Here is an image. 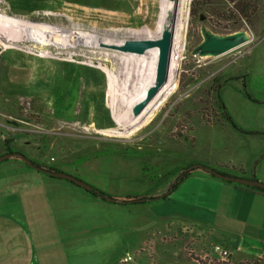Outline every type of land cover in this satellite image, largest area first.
<instances>
[{
	"label": "rangeland",
	"instance_id": "rangeland-1",
	"mask_svg": "<svg viewBox=\"0 0 264 264\" xmlns=\"http://www.w3.org/2000/svg\"><path fill=\"white\" fill-rule=\"evenodd\" d=\"M18 1L0 0V15L36 31L26 40L6 43L7 47L0 44V134L26 158L108 190L117 199L162 195L198 158L231 149L234 137L223 136L221 128L235 132L232 126L203 124L215 119L210 110L216 108L217 79H235L223 89L234 122L250 131L264 129V0H257L261 13L256 20H215V24L192 18L190 0L177 90L132 135L125 133L129 127L117 124L108 106V81L101 67L120 74L123 53L109 43L132 40L133 34L153 29L159 13L154 0H102L105 7L92 5L91 0H31V5ZM202 27L218 35L245 31L251 39L219 57L193 56L203 41ZM245 91L257 102L250 101ZM99 124L110 128L103 131ZM258 136L238 137L243 144H252ZM89 175L100 176L99 184L106 190ZM191 250L187 252L193 258ZM126 260L117 264H131L133 258ZM197 260L264 264L260 259L221 261L215 253L213 258Z\"/></svg>",
	"mask_w": 264,
	"mask_h": 264
},
{
	"label": "crops",
	"instance_id": "crops-1",
	"mask_svg": "<svg viewBox=\"0 0 264 264\" xmlns=\"http://www.w3.org/2000/svg\"><path fill=\"white\" fill-rule=\"evenodd\" d=\"M221 130L234 137L231 149L196 159L264 183V158L254 166L264 155V136L243 144L242 134ZM89 176L103 187L100 176ZM251 187L196 174L164 201L124 206L13 157L0 163V264H117L128 256L131 264H201L197 259L213 258L216 245L235 263L264 260V192Z\"/></svg>",
	"mask_w": 264,
	"mask_h": 264
},
{
	"label": "bare ground",
	"instance_id": "bare-ground-1",
	"mask_svg": "<svg viewBox=\"0 0 264 264\" xmlns=\"http://www.w3.org/2000/svg\"><path fill=\"white\" fill-rule=\"evenodd\" d=\"M189 2L190 0H178L177 2L176 0H154V6H159V13H157V20L153 29L146 28L141 30L140 33L133 34L136 39H159L171 30L174 33L173 59L169 80L159 89L157 95L140 115L135 116L133 109L136 104L145 99L149 88L155 84L159 49H149L144 54L122 52V57L119 58L122 64L120 74L111 71L107 67H101L108 81V106L112 110L117 124L129 127L125 131L126 134L132 135L144 126L153 117L154 112L177 90L180 57L184 50V36L188 27ZM35 31L34 28H28V25L23 22L18 25L16 21L0 15V44L4 47H7L6 43L28 39ZM40 35L43 36L41 33ZM78 37V40H87V43L89 41L88 38ZM123 42L109 44L111 46L122 45ZM123 106H125L126 112L120 113ZM111 132L122 133L113 130Z\"/></svg>",
	"mask_w": 264,
	"mask_h": 264
},
{
	"label": "trees",
	"instance_id": "trees-1",
	"mask_svg": "<svg viewBox=\"0 0 264 264\" xmlns=\"http://www.w3.org/2000/svg\"><path fill=\"white\" fill-rule=\"evenodd\" d=\"M70 1V0H69ZM31 0H19L18 5H26V4H33ZM72 2V1H70ZM78 2V1H76ZM82 2V1H81ZM92 5L96 7H105V4L102 0H91ZM257 0H192L191 6V16L194 19H199L202 23H209L212 22L215 24V20H223V21H230L234 20L240 22L243 20L247 23L250 22L251 19H257L260 15L261 11L257 7L258 5ZM252 26V25H250ZM216 28V27H214ZM235 81V79H227L225 82H219L218 79L216 80V87L215 90V99H216V108L211 109L210 113L215 116V119L212 121H203V124H212L217 122L227 123L232 126L236 131L241 134H248V135H261L264 136L263 132L259 131H250L247 129H243L239 127L232 117L230 116L225 102L223 100V89L226 85L230 84V82ZM244 95L252 102H257L248 92H244ZM193 140V139H192ZM5 153H12L15 154V158L22 160L21 158L26 157L23 153L18 151H14L11 148V141L5 140L4 141V154ZM264 158V155L259 158L256 163V166L260 163V161ZM34 166L46 169L51 172H61L60 170L56 169L53 166H47L35 160H32ZM224 169H228L224 166H211L208 163L197 162L191 164L188 168L183 169L182 172L179 173L176 180L172 183H169L170 186L167 191L162 195H142V196H126L121 199H117L115 196L95 187L92 186V190L88 191L93 197L100 199L104 202H110V198H115L117 201L114 203H118L121 205H140V204H148V203H156L159 201H163L168 198L175 190H177L180 185L189 177L196 174H203L207 175L211 178L220 179L217 177V173L220 174H227V171ZM231 170L237 171L241 176H246V173L242 169H237L235 167L231 168ZM50 176V175H47ZM51 178H54L50 176ZM257 180L256 177H253ZM165 179V178H162ZM222 180V179H220ZM225 181V180H224ZM228 182V181H226ZM249 187V186H248ZM251 188L256 189L258 191L264 192V189L256 186H252ZM250 264V263H249ZM252 264H261L259 261L253 262Z\"/></svg>",
	"mask_w": 264,
	"mask_h": 264
},
{
	"label": "water",
	"instance_id": "water-1",
	"mask_svg": "<svg viewBox=\"0 0 264 264\" xmlns=\"http://www.w3.org/2000/svg\"><path fill=\"white\" fill-rule=\"evenodd\" d=\"M178 0H176L177 2ZM203 41L199 46L193 50V56L199 57H219L229 53L230 51L247 44L251 36L245 31H239L228 35H218L210 31L206 27L201 29ZM173 45H174V33L173 30L165 33L159 39L146 38V39H126L122 45H113L112 47L120 52L134 53V54H144L149 49L158 48L159 57L156 70V80L155 84L149 88L147 95L143 101L136 104L133 109L135 116L140 115L148 104L154 99L157 95L159 89L168 82L170 76V67L173 59ZM15 157V154L5 153L0 156V163L4 162L7 159ZM23 163L28 167L50 175L54 178L63 179L74 183L80 188L85 189L86 191H91L92 186L88 183L82 181L80 178L67 174L65 172H51L46 169L36 167L33 164V161L23 157L21 158ZM218 178L234 182L246 186H256L264 189V183L255 180L254 178L248 179L243 177H235L229 174H216ZM110 202H116L115 198H110Z\"/></svg>",
	"mask_w": 264,
	"mask_h": 264
},
{
	"label": "built area",
	"instance_id": "built-area-1",
	"mask_svg": "<svg viewBox=\"0 0 264 264\" xmlns=\"http://www.w3.org/2000/svg\"><path fill=\"white\" fill-rule=\"evenodd\" d=\"M213 252L215 253V255H217L220 258L221 261H227L230 258V252L220 245L214 246ZM129 260H131V257H129L126 261Z\"/></svg>",
	"mask_w": 264,
	"mask_h": 264
}]
</instances>
